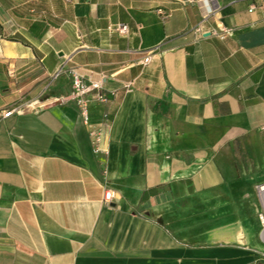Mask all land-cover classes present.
<instances>
[{
  "label": "crops",
  "instance_id": "0c3cea01",
  "mask_svg": "<svg viewBox=\"0 0 264 264\" xmlns=\"http://www.w3.org/2000/svg\"><path fill=\"white\" fill-rule=\"evenodd\" d=\"M217 7L0 0V112L73 71L110 98L0 117V264H264V0Z\"/></svg>",
  "mask_w": 264,
  "mask_h": 264
},
{
  "label": "built area",
  "instance_id": "2783aa9c",
  "mask_svg": "<svg viewBox=\"0 0 264 264\" xmlns=\"http://www.w3.org/2000/svg\"><path fill=\"white\" fill-rule=\"evenodd\" d=\"M186 2H200L203 4L206 12V17H210L212 15H216L218 12L217 2L218 0H185ZM166 17H169V13H165ZM111 31H116L121 35H127L130 32L129 26L126 24H120L115 27L110 28ZM201 29L198 27L197 31ZM213 36L218 37L220 39H226L234 36V29L231 27L220 26L217 29H213L210 32ZM156 50H151L145 57L144 62L148 63L152 56L155 54ZM63 70V66L59 68L58 73ZM130 85H127V89ZM112 94H116V91H112ZM68 100H74L75 103L80 108L81 115L86 124L90 122V107L93 102H101L107 103L110 98L108 93L105 91V84L103 79L98 80H85L77 71H73V85L72 91L69 95H49L44 98H36L25 101L21 104L15 105L10 109H6L0 112V117L7 118L16 114L23 113H39L48 107L58 104L64 103ZM92 134L95 136L94 138V146L96 151L99 152L102 148L99 145V141L101 139V132L94 131ZM258 194L261 201V210L259 213V219L261 221L263 227V235H264V184L259 185ZM116 197V191L108 188L105 190L104 194V202L111 203Z\"/></svg>",
  "mask_w": 264,
  "mask_h": 264
}]
</instances>
